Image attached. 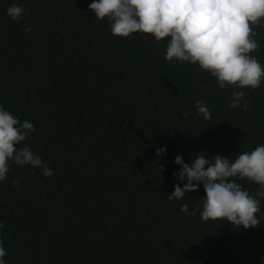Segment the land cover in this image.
Here are the masks:
<instances>
[{"label": "trees", "instance_id": "obj_1", "mask_svg": "<svg viewBox=\"0 0 264 264\" xmlns=\"http://www.w3.org/2000/svg\"><path fill=\"white\" fill-rule=\"evenodd\" d=\"M13 3L25 9L18 21L5 12ZM89 3L0 0V106L33 124L19 146L53 169L44 177L9 161L0 181L6 264H261L264 199L261 222L245 229L200 219L202 185L179 200L167 194L183 186L177 154L185 163L197 152L231 160L264 144V81L220 89L198 65L165 60L163 40L111 34ZM250 26L259 45L250 55L264 66V24ZM234 89L247 110L229 107Z\"/></svg>", "mask_w": 264, "mask_h": 264}, {"label": "clouds", "instance_id": "obj_2", "mask_svg": "<svg viewBox=\"0 0 264 264\" xmlns=\"http://www.w3.org/2000/svg\"><path fill=\"white\" fill-rule=\"evenodd\" d=\"M88 9L97 19L108 18L113 35L127 37L135 32L151 34L148 38L155 41L163 40L165 60L198 65L215 78L220 89L228 85L255 89L264 81V66L250 55L259 47L250 25L264 24V0H91ZM5 12L11 20L18 21L25 9L13 3ZM21 27L25 32L32 31L27 23ZM244 96L242 90L234 89L229 107L247 110ZM195 104L202 118L210 119L207 105L201 100ZM33 127L29 120L21 121L0 106V181L6 179L9 161L19 167L28 165L30 169H39L44 177L53 175V169L28 144L19 146ZM154 152L162 159L166 147L161 145ZM200 153L189 163H185L180 154L174 157L173 162L179 165L174 176L183 186L174 184L167 199L179 200L202 185L204 196L199 206L202 221L222 219L245 229L257 226L261 220L256 214L264 199V144H257L250 151H240L231 160L213 154L210 161L207 155ZM239 179L259 185V189L250 194L237 182ZM180 210L189 216L197 211L195 207L189 211L187 204H181ZM3 227L0 222V228ZM6 254L7 249L0 243V264H6Z\"/></svg>", "mask_w": 264, "mask_h": 264}]
</instances>
